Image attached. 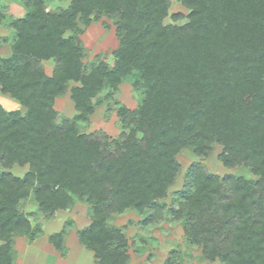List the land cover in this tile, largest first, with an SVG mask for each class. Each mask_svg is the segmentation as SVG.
<instances>
[{
    "label": "trees",
    "instance_id": "obj_1",
    "mask_svg": "<svg viewBox=\"0 0 264 264\" xmlns=\"http://www.w3.org/2000/svg\"><path fill=\"white\" fill-rule=\"evenodd\" d=\"M181 1L190 8L185 25L163 24L166 0H70L53 9L20 0L23 14L5 23L10 54L0 56V92L26 107L0 106V264H12L11 233L29 229L18 209L28 196L47 215L84 198L91 222L80 240L98 264H126L125 233L108 220L133 210L151 224L178 171L175 154L190 146L204 155L212 142L223 146L225 165L246 164L254 178L218 177L194 163L169 214L188 221L192 240L206 234L204 254L220 264H264V0ZM94 11L117 14L122 40L110 67L84 71L75 19ZM48 58L51 75L42 67ZM123 78L143 99L135 110L121 107L127 130L116 138L55 122L54 97L70 81L79 82L69 89L76 120ZM13 165L25 167L22 177Z\"/></svg>",
    "mask_w": 264,
    "mask_h": 264
},
{
    "label": "rangeland",
    "instance_id": "obj_2",
    "mask_svg": "<svg viewBox=\"0 0 264 264\" xmlns=\"http://www.w3.org/2000/svg\"><path fill=\"white\" fill-rule=\"evenodd\" d=\"M166 1L167 15L163 24L185 25L190 8L181 0ZM69 3L70 0H48L47 6L48 9L65 8ZM0 8L4 11L6 19L0 23V56H7L10 54L9 41L4 38H10L12 30L5 23L11 15H22L25 8L20 0H0ZM78 14L74 35L81 48L80 62L83 70L89 71L99 63L110 67L117 58L122 40L116 25L117 14L106 15L94 11L86 21ZM71 34L72 31H66L63 36ZM42 67L46 74L51 75L55 67L53 58L45 59ZM71 85H79V82L70 81L66 90L54 97L53 107L57 113L55 122L59 123L64 118L71 119L75 121L79 131L85 134H105L111 139L116 138L122 130H127L119 118L121 107L129 111L135 110L143 99L141 92L132 88L131 81L123 78L114 93L106 87L92 97V112L75 120L80 111L75 108L70 96ZM0 106L5 110L17 108L22 114L26 111V107L17 99L2 92ZM138 135L140 136V133ZM210 147L204 155L195 153L190 146L175 154L178 171L172 183L168 185L165 196L160 199L164 207L160 216L151 224H143L142 219L146 215L133 210L114 215L108 220L109 225L122 228L125 233L126 264H220L219 257L209 258L204 254L203 239L206 234L198 235L192 240L188 221L183 216L178 220L169 214L171 207L176 206L173 194L186 183L188 169L194 163L206 174L254 178L246 164L228 166L223 163L220 159L223 149L221 144L212 142ZM9 170L17 177H22L25 167L13 165ZM18 209L26 215L29 229L23 234L12 232L9 236L12 264H98L96 251L87 247L78 235L79 231L91 222L89 204L84 198L74 197L67 207L55 210L51 215L39 211L30 196L21 201ZM58 233L60 235L57 238L60 240L54 241L52 235ZM2 243L0 239V244Z\"/></svg>",
    "mask_w": 264,
    "mask_h": 264
}]
</instances>
